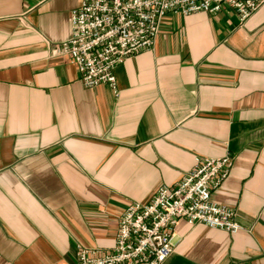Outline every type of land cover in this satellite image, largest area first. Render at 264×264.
Returning <instances> with one entry per match:
<instances>
[{"label": "crops", "instance_id": "obj_1", "mask_svg": "<svg viewBox=\"0 0 264 264\" xmlns=\"http://www.w3.org/2000/svg\"><path fill=\"white\" fill-rule=\"evenodd\" d=\"M81 0H0V264H74L111 251L132 203L178 182L196 158L234 159L212 200L230 234L180 219L164 264H264V5L169 14L153 49L84 87L49 43Z\"/></svg>", "mask_w": 264, "mask_h": 264}, {"label": "built area", "instance_id": "obj_2", "mask_svg": "<svg viewBox=\"0 0 264 264\" xmlns=\"http://www.w3.org/2000/svg\"><path fill=\"white\" fill-rule=\"evenodd\" d=\"M263 5L264 0H81L70 13V37L49 43V54L69 57L84 87L108 85L118 95L115 68L153 49L169 14H218L229 8L243 24ZM233 164L229 154L196 158L192 170L174 185L159 187L146 204L127 207L111 251L80 249L74 264H164L173 253L172 232L180 219L230 234L242 231L236 211L212 200Z\"/></svg>", "mask_w": 264, "mask_h": 264}]
</instances>
